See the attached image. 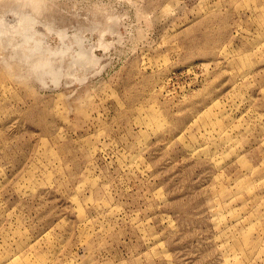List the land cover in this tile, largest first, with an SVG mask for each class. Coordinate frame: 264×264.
<instances>
[{"label":"rangeland","instance_id":"374dc122","mask_svg":"<svg viewBox=\"0 0 264 264\" xmlns=\"http://www.w3.org/2000/svg\"><path fill=\"white\" fill-rule=\"evenodd\" d=\"M0 264H264V0H0Z\"/></svg>","mask_w":264,"mask_h":264}]
</instances>
